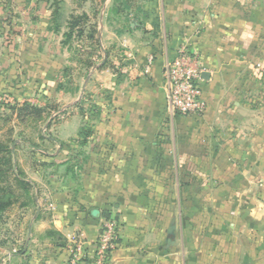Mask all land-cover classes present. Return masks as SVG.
Segmentation results:
<instances>
[{
    "label": "crops",
    "instance_id": "0c3cea01",
    "mask_svg": "<svg viewBox=\"0 0 264 264\" xmlns=\"http://www.w3.org/2000/svg\"><path fill=\"white\" fill-rule=\"evenodd\" d=\"M111 9L0 0V93L49 116L48 134L38 124L12 138V155L42 154L51 169L17 162L33 176L26 204L0 212V264H68L76 246L92 252L110 216L120 229L109 264H264V0ZM95 40L102 56L88 67ZM179 54L200 70L199 116L166 110L165 67Z\"/></svg>",
    "mask_w": 264,
    "mask_h": 264
},
{
    "label": "built area",
    "instance_id": "2783aa9c",
    "mask_svg": "<svg viewBox=\"0 0 264 264\" xmlns=\"http://www.w3.org/2000/svg\"><path fill=\"white\" fill-rule=\"evenodd\" d=\"M153 57H148L147 65ZM201 75L190 56L178 55L168 61L165 67L166 97L168 113L175 115L203 114L206 101L202 96ZM120 224L115 216L105 218L91 253L76 246L68 264H109L110 255L116 248Z\"/></svg>",
    "mask_w": 264,
    "mask_h": 264
},
{
    "label": "rangeland",
    "instance_id": "374dc122",
    "mask_svg": "<svg viewBox=\"0 0 264 264\" xmlns=\"http://www.w3.org/2000/svg\"><path fill=\"white\" fill-rule=\"evenodd\" d=\"M33 100L29 101L26 100V103L29 104L28 108L25 111H20L18 108L23 104L21 101H19V98H16L15 96H4V94L0 93V140L4 143L10 145V142L8 139L16 138L17 136H23V138H30L32 135H36V133L39 131L38 124L40 126V132L48 134L49 132L47 130H43V124L48 120V113L47 111H37V109L30 108V105L32 104ZM14 105L15 108H11V106ZM40 121V122H38ZM6 134V135H5ZM3 136V137H1ZM23 145V148L27 150V148H36L37 146L42 149H49V144L44 141H37L32 142L30 141H24L22 143H19V145ZM35 144V145H34ZM21 148V147H20ZM20 153V152H19ZM34 155L30 154L29 152L23 151L22 155L19 157H12V160L15 161L18 164H23L25 167L28 165H32L34 162H40L41 164V172L40 175L48 176L50 167L49 165V159L47 157H44L42 154L40 157H33ZM45 159L46 161H43ZM16 172H9L8 174V184L11 187L6 193L0 192L3 195V199H6V197H13L17 196L18 193L22 192V190L19 188V184L16 182V180L13 179V176L16 175ZM24 180L29 179L33 174L30 173H24L21 172L19 174ZM30 176V177H29ZM25 196L27 197L28 194L25 193Z\"/></svg>",
    "mask_w": 264,
    "mask_h": 264
},
{
    "label": "trees",
    "instance_id": "16d2710c",
    "mask_svg": "<svg viewBox=\"0 0 264 264\" xmlns=\"http://www.w3.org/2000/svg\"><path fill=\"white\" fill-rule=\"evenodd\" d=\"M129 4V0H112V11L115 13H118L119 11H122L123 9H127ZM87 20V15L86 14H81V15H72L70 19L68 20V26L69 29L65 33V41L69 40V38L72 35V32L74 30V27H78L79 25L85 23ZM95 24H91L89 26L88 30V36L93 38V33L95 32ZM77 33L76 35L81 34V29L76 30ZM96 41V40H95ZM76 51L79 52L81 46L76 45ZM87 57L84 60V64L87 65L88 67L94 65V58H100L102 56V50L100 48V45L96 41L95 47L93 50L87 51ZM93 55V56H92ZM92 56V59L89 57ZM107 64V60L102 61L97 65V68L103 67L104 65ZM29 104L24 102L18 110L20 111H25L28 108ZM37 109V111H43V109L38 108L34 105H30V108ZM11 108H15L14 105L11 106ZM81 134H86V131L83 129L79 132V135ZM3 140V139H1ZM0 140V192L6 193L11 187L8 184V174L9 172H16L17 174L13 176V179L16 180V182L19 184V188L22 190V192L18 193L17 196L13 197H6V199H3V195L1 194L0 196V212L6 210L8 207H10L14 202L18 201L19 199H25L26 201L22 202V204H26L27 199L29 198L30 194V185L27 180H24L19 174L21 171L17 168V163L12 160V157H15L12 155V149L11 145L14 144V139H8L10 142V145L4 143L3 141ZM25 193L28 194V196H25ZM105 217H108V213H104Z\"/></svg>",
    "mask_w": 264,
    "mask_h": 264
}]
</instances>
